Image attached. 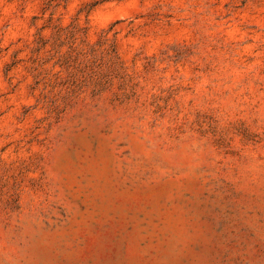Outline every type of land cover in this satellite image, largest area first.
I'll list each match as a JSON object with an SVG mask.
<instances>
[{"label":"rangeland","instance_id":"obj_1","mask_svg":"<svg viewBox=\"0 0 264 264\" xmlns=\"http://www.w3.org/2000/svg\"><path fill=\"white\" fill-rule=\"evenodd\" d=\"M0 264H264V0H0Z\"/></svg>","mask_w":264,"mask_h":264}]
</instances>
